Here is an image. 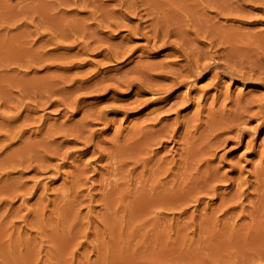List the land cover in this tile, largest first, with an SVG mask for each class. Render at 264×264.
<instances>
[{"label": "rangeland", "instance_id": "374dc122", "mask_svg": "<svg viewBox=\"0 0 264 264\" xmlns=\"http://www.w3.org/2000/svg\"><path fill=\"white\" fill-rule=\"evenodd\" d=\"M44 1H47L44 2L45 10L39 9L43 14H38L40 12L36 10L32 16L29 14L31 17L21 15L22 17L9 20L8 25L0 22L1 33L5 36L0 34V43L4 48H8L13 39L17 41L12 43L15 46L21 44L23 45L21 48H24L25 44L24 49L17 46L19 49L15 50L19 53L10 54L11 56L8 52L0 54V56L4 55L3 58L0 57V67L2 66L0 68V261L8 263L10 259L9 264H264V172H262L264 169H261L264 168V108L260 111L256 106L258 102L264 104V85L242 80L229 73L247 75L251 72L252 75L253 73L258 75L259 72H264L262 69L264 67L261 66L264 65L262 64L264 63L262 62L264 61L262 58L264 56L262 55L264 52V44H262L264 15L262 14L264 13H261L264 10L261 8L264 7L262 6L264 1L256 0L254 3V0H245V2L237 0L233 3L232 0H224L223 5L224 1L221 0H208L205 1L206 3L203 0L198 2L197 0H106L110 3L108 5L105 0H100V3H105V7L101 5L98 10L110 8V10H102L104 14L110 12L106 14L108 17L103 20L104 23L100 22L101 16L96 13L97 9L91 8L92 5H86L84 11L82 9L84 6L78 3L77 9L74 8L76 5L72 0V2ZM58 1L61 3L59 4ZM215 1L222 3L219 7L221 10H218L219 3L213 5L216 4ZM55 2L58 3L56 6ZM196 2L201 3L199 7ZM223 7H226L224 11ZM112 8L117 12H113ZM235 10L243 14H239L240 12L236 14ZM49 12L50 15L47 14ZM222 12L225 14L223 15ZM73 13L76 15L73 16ZM89 13H93L92 17L88 16ZM111 13L114 16L113 14L109 16ZM84 17L88 18L83 19ZM21 19L24 25L20 23ZM42 19L47 22H43ZM79 21L82 25L84 22L86 25L89 22L90 29L96 28L94 30L96 37L98 32L101 34L99 39L95 37L88 39L92 40L93 45L84 48L86 51L79 49L82 44L79 41L83 37L77 35V38H80L77 39L75 35H71L76 41L70 36L65 37L69 32L65 29L68 27L67 29L70 30L69 27L72 28L73 22L75 24ZM112 22L118 25L112 27L114 26L111 25ZM53 23L56 25L54 26ZM98 24L101 27L99 29ZM22 25L26 26L25 29ZM57 25H59L58 29ZM137 25L138 29H136ZM115 28L117 31L114 30ZM155 28L161 31L157 43H161L162 40L174 43L176 40L175 43L181 52L189 53L188 59L191 58L193 61L199 56L200 62L203 61L202 64L208 65L210 69L214 68L215 63L217 74L213 75V71L204 76L190 77L184 86L175 87L162 94L158 93L157 96L147 89L140 90L137 86L128 89L124 81L130 82L140 78L134 72L135 69H132L136 68V64L151 63L158 66L163 63L169 65L173 61L174 64L172 63L171 67L169 65L170 68L177 67V62L184 64L183 57L182 59L179 57L178 60L176 56L168 54L169 48L156 50L143 48L145 46L143 36H151L150 42L156 40L152 38ZM24 30L27 32L26 36ZM62 30H65V34ZM104 30L108 32L105 33ZM163 30L170 34V36L166 35V39L162 36ZM35 31L36 34L33 33ZM58 31L62 35L60 32L58 34ZM176 31H182L183 38L180 32ZM20 33L23 37H20ZM14 34H19L20 39L15 40ZM227 34L228 40H226ZM175 35L177 38L174 37ZM221 35L227 37L223 38ZM7 36L8 38L10 36V39L6 38ZM247 36L252 37L247 40ZM21 38L24 41L26 39V42ZM1 39H4L3 43ZM182 39H187V43L184 40L182 42ZM256 40L260 42V47ZM50 41H55L57 45L52 46L54 42ZM56 41L63 43L59 44ZM97 42L101 46L99 49L96 48ZM242 42L244 45L240 47ZM112 44H116V47ZM29 45L32 50H36L31 53ZM59 45H62L63 49ZM228 45L230 47L237 45V48H230ZM64 46L71 48H67L66 51ZM108 47L109 49H105ZM245 47H249V50L244 51ZM145 48L148 50L145 51ZM195 48L200 51L199 55L194 54ZM256 49H260V52L257 50L255 53ZM98 51L103 53H100L101 55L106 53L112 55L115 51L114 53H119L120 61H107ZM25 52L27 55H24ZM239 53L244 57L241 58L242 55L239 56ZM72 54L74 55L69 57ZM228 54L232 55L228 56ZM257 54H261L262 61L258 60L260 56L255 57ZM6 55L9 59L5 57ZM204 55L207 57L204 58ZM228 57L230 59L225 61ZM231 57L233 59L235 57L234 60L232 59L233 62L230 61ZM239 57L241 60L238 62ZM223 58L225 62H220ZM10 59L11 61H8ZM251 60H254L255 64ZM200 62L198 63L201 64ZM224 64L229 65L230 68L225 67ZM254 65L259 68H253ZM218 67H221V71ZM254 69L260 71L255 74ZM160 70L163 69L160 67L158 70L156 67L154 72L151 71L154 78L156 76L154 74L158 75ZM102 76L105 79L103 81H101ZM123 77L125 79L122 80ZM77 80L80 84H76ZM80 80L85 81L84 85ZM141 80L153 84L147 79ZM117 82L123 84L119 85ZM162 82L168 84L169 81ZM97 83L104 84V87L96 86ZM78 84L82 85L81 90L79 86L77 87ZM113 85L115 86L113 89L104 91L106 86ZM180 96L187 99L185 104L181 103L182 97L178 100ZM246 99L254 100L256 107L252 106L248 111L249 114L239 120V122L245 120V124L241 123L240 126L245 129L240 136L235 134V131L228 132L227 129H223L222 133L220 130V134L219 130L212 127L214 118L219 117L220 111H222L220 117L226 111L233 112V105L236 106L238 102L243 103ZM169 108L172 110L170 111ZM255 111H258V114ZM250 114L252 117L250 116L249 119L247 117ZM201 124L204 126L202 127ZM198 126L201 127L200 132L203 135L197 131ZM206 126L210 128L207 129ZM161 127L164 128V132ZM213 130L220 135L218 136L220 143L212 140L214 137L211 135H216ZM166 131L169 138H166L168 137ZM204 132L211 137V141H204L209 139ZM209 132L212 134L210 135ZM171 133L174 136L169 135ZM196 135L199 137L196 138ZM161 138L162 141H158ZM164 138L167 140H163ZM133 139H136V142ZM128 140L129 144H127ZM152 140L155 143H152ZM192 140L196 143L194 144ZM187 141L190 143L187 144ZM125 142L129 149L123 145ZM150 142L148 146L147 143ZM198 142H201L200 146ZM209 142L213 145L211 146ZM138 143L140 147L136 150L135 146H138ZM196 145L198 147L203 145L201 147L203 149L196 148ZM124 146L128 151L124 152L126 150ZM185 146L187 150L189 149L188 152H184ZM120 147L124 150H119ZM187 153L189 155H184ZM118 156L120 159L124 157L123 164ZM113 157L118 161L113 160ZM184 157L186 159L184 162H188V165L182 161ZM189 157L195 159L187 161ZM198 157L205 158V161ZM138 158L146 164L138 161ZM199 165L208 168H200ZM200 169L214 173L209 172L208 175L203 171L202 174L203 172L199 173ZM202 175L206 177L203 179ZM214 175L219 177L215 178ZM204 180H206L205 184H203ZM6 254L8 257L1 256Z\"/></svg>", "mask_w": 264, "mask_h": 264}, {"label": "bare ground", "instance_id": "6f19581e", "mask_svg": "<svg viewBox=\"0 0 264 264\" xmlns=\"http://www.w3.org/2000/svg\"><path fill=\"white\" fill-rule=\"evenodd\" d=\"M50 1H51V0H50ZM50 1H49V2H50ZM52 1H53V0H52ZM60 1H61V0H60ZM60 1H58V3H59ZM62 1L64 2V0H62ZM62 1H61V2H62ZM70 1H71V0H70ZM70 1H69V3H70ZM72 1H73V3L76 5V7H74V8H76V9H77V6H78L77 3H78L79 5L81 4L82 6H84L83 8L81 7L83 10L85 9L86 5H88V6L92 5L91 8H95V9H97V11L95 10L96 13L98 12V13H99V16H101V18H100V19H101V20H100L101 23H102L103 20L105 21L106 17H108L106 14H108L109 11H108V12H105V14H104L103 11H102V10H105V9H108V8H105V9H102V10H98L99 8H101V5L104 6V4H105V3H103V4L100 3L102 0H101V1H100V0H72ZM72 1H71V2H72ZM105 1H106V0H105ZM116 1H117V0H116ZM193 1H196V0H193ZM203 1H204V3L208 2V0H203ZM203 1H202V3H203ZM205 1H206V2H205ZM216 1H218V0H216ZM216 1H215V3H216ZM221 1H224V0H221ZM225 1H226V0H225ZM225 1L222 2L223 5L225 4ZM235 1L237 2V0H234V1L232 0L233 3H234ZM238 1H239V0H238ZM252 1H253V0H252ZM255 1H256V0H254V3H256ZM262 1H264V0H262ZM44 2H47V1H44V0H0V22H1V23H4V24H7V22H8L9 20L12 21V20L15 19L16 17H18V16L20 17L21 15H23V16H24V15H25V16L28 15V16H29V14H31V16H32V14H35V13H36V10H38V12H40V13H38V14H41L42 12L39 11V9H40V10H45V4H44ZM61 2H60V3H61ZM96 2H97V3H96ZM98 2H99V3H98ZM106 2H108V1H106ZM118 2H119V1H118ZM197 2H198V0H197ZM197 2H196V4H197ZM240 2L243 3V2H245V0H243V2H242V1H240ZM240 2H239V3H240ZM259 2H260V0H259ZM56 3H57V2H55V4H54L55 6H56ZM58 3H57V4H58ZM60 3H59V4H60ZM108 3H109V2H108ZM114 3H115V2H114ZM218 3L220 4V6H218V8H219V7L222 6V5H221L222 3H221L220 1L217 2L216 4H213V2H212L213 5H217ZM229 3H230V2H229ZM257 3H258V2H257ZM119 4H121V3H119ZM200 4H201V3L197 4V6L199 7ZM209 4H210V3H209ZM226 4H227V3H226ZM251 4H253V3H251ZM259 4H261V3H259ZM259 4H258V5H259ZM43 5H44V9H42V8H43ZM46 5H47V4H46ZM63 5H65V3H64ZM66 5H67V4H66ZM108 5H110V3H109ZM246 5H247V3L245 4V6H246ZM255 5H256V4H255ZM258 5H257V6H258ZM48 6H49V5H48ZM48 6H47V7H48ZM59 6H62V5H59ZM67 6H69V5H67ZM88 6H87V7H88ZM103 6H102V7H103ZM202 6H203V5H202ZM211 6H212V5H211ZM211 6H210V7H211ZM248 6H249V5H248ZM259 6H260V5H259ZM262 6H264V4H262ZM63 7H64V6H63ZM104 7H105V6H104ZM104 7H103V8H104ZM106 7H108V6H106ZM109 7H111V6H109ZM113 7H114V6H113ZM212 7H213V6H212ZM234 7H235V6H234ZM238 7H239V6H238ZM238 7H237V8H238ZM240 7H241V6H240ZM250 7H252V5H251ZM253 7H254V5H253ZM255 7H256V6H255ZM51 8H52V7H51ZM53 8H54V6H53ZM53 8H52V9H53ZM78 8H79V7H78ZM81 8H80V10H82ZM91 8H89V9H90V11L92 12ZM133 8H134V7H133ZM213 8H217V7L214 6ZM225 8H226V7H223V8H222L223 11L225 10ZM228 8H229V7H228ZM228 8H227V13H228ZM241 8H242V7H241ZM261 8H264V7H261ZM48 9H49V8H48ZM89 9H88V10H89ZM112 9H113V8H112ZM117 9H118V8H117ZM197 9H198V8H197ZM232 9L234 10V8H232ZM256 9H257V8H256ZM258 9H260V8H258ZM83 10H82V11H83ZM93 10H94V9H93ZM108 10H110V8H109ZM115 10H116V8H115ZM191 10H192V9H191ZM198 10L201 11L202 9H198ZM211 10H212V9H211ZM215 10H216V9H215ZM218 10H221V9L219 8ZM233 10H232V11H233ZM243 10H245L244 6H243ZM50 11H51V10H50ZM53 11H54V10H53ZM62 11H64V9H63ZM74 11H75V9H74ZM82 11H81V12H82ZM84 11H85V10H84ZM95 11H93L94 14H95ZM112 11H113V12H117V11H114V9H113ZM193 11H194V10H193ZM230 11H231V10H230ZM232 11H231V12H232ZM235 11H236V12H235ZM235 11H234V12H235L236 14H237L238 12H240V11H238V10H235ZM241 11H242V10H241ZM43 12H46V11H43ZM47 12H48V11H47ZM59 12H61V11L59 10ZM145 12H146V11H145ZM190 12H192V11H190ZM231 12H230V13H231ZM242 12H243V11H242ZM246 12H247V11H246ZM259 12H260V11H259ZM50 13H51V12H49V13H47V14L50 15ZM53 13H54V12H53ZM62 13H64V12H62ZM75 13H76V11H75ZM77 13H78V12H77ZM79 13H80V12H79ZM109 13H110V12H109ZM147 13H148V12H147ZM215 13H217V11H216ZM220 13H221V12H220ZM220 13H219V14H220ZM222 13H223V12H222ZM261 13H264V10H262ZM42 14H43V13H42ZM47 14H46V15H47ZM57 14H58V13H57ZM64 14H65V13H64ZM112 14H113V13L109 14V16L112 15ZM219 14H217V15H219ZM224 14H225V12L223 13V15H224ZM228 14H229V13H228ZM228 14H226V15L228 16ZM236 14H235V15H236ZM239 14H243V13L240 12ZM75 15H76V14H75ZM75 15H74V13H73V16H75ZM92 15H93V13H91V14L89 13L88 16H89V17H92ZM97 15H98V14H97ZM115 15L117 16V14H115ZM150 15H151V14H150ZM193 15H194V12H193ZM215 15H216V14H215ZM221 15H222V14H221ZM231 15H232V14H231ZM244 15H245V14H244ZM246 15H247V14H246ZM248 15H249V14H248ZM262 15H264V14H262ZM31 16H29V17H31ZM41 16H43V15H41ZM65 16H66V14H65ZM73 16H72V17H73ZM113 16H114V14H113ZM238 16H239V15H238ZM238 16H237V17H238ZM240 16H241V15H240ZM21 17H22V16H21ZM54 17H55V16H54ZM60 17H61V16H60ZM62 17H63V16H62ZM81 17H82V16H81ZM117 17H118V16H117ZM154 17H155V16H154ZM224 17H225V16H224ZM241 17H242V16H241ZM85 18H86V17H84L83 19H85ZM87 18H88V17H87ZM87 18H86V19H87ZM97 18H98V16H97ZM112 18H113V17H112ZM118 18H120V16H119ZM152 18H153V17L151 16V19H152ZM156 18H157V17H156ZM16 19H17V18H16ZM24 19H25V18H24ZM47 19H48V18H46V20H47ZM50 19H51V18H50ZM80 19H81V18H80ZM90 19H92V18H90ZM90 19H89V20H90ZM94 19H95V18L93 17L92 20H94ZM115 19H116V18H115ZM121 19H122V17H121ZM148 19H149V18H148ZM158 19H159V18H158ZM163 19H164V18H163ZM197 19H198V18H197ZM227 19H228V18H227ZM21 20H22V19H21ZM21 20H20V21H21ZM25 20H26V19H25ZM78 20H79V17H78ZM78 20H77V21H78ZM160 20H161V18H160ZM166 20H167V19H166ZM166 20H165V21H166ZM18 21H19V20H18ZM31 21H32V20H31ZM42 21H43V19H42ZM75 21H76V20H75ZM83 21H84V20H82V22H83ZM95 21H97V20H95ZM104 21H103V23H104ZM106 21H108V20H106ZM109 21H111V18H109ZM151 21H152V20H151ZM153 21H154V19H153ZM9 22H10V21H9ZM34 22H35V21H34ZM43 22H47V21H43ZM65 22H66V20H65ZM82 22H81V23H82ZM97 22H98V21H97ZM97 22H90V23H91V24H92V23L97 24ZM154 22H155V21H154ZM158 22H159V20H158ZM160 22H161V21H160ZM166 22H167V21H166ZM203 22H204V21H203ZM14 23H15V22H14ZM20 23L23 24V20H22V22H20ZM32 23H33V22H32ZM48 23H49V22H48ZM48 23H46V24H48ZM56 23H57V22H56ZM60 23H61V21H60ZM62 23L64 24V22H62ZM62 23H61V24H62ZM66 23L68 24V22H66ZM88 23H89V22H87V25H86V23L84 22V25H82V24H80V21L77 22V23H75V24H74V22H73V26H72V28H71V26L69 27L70 30L67 29L68 27L65 29L66 32L69 31L68 34H65V30H62V31H64L65 37L70 36V38H71V35H72V36L75 35L76 38H77V35H79L78 37H81V38L83 37L82 40L79 41V43H80V44L82 43V44L80 45V44L78 43V45H80V47H81V48H79V49H81V50H84V48L87 49V47H89L90 45H91V46L93 45V42H92V44H91V41H92V40L89 41L88 39H93V37L99 39L98 37H99V34H100V33L98 32V33H97V34H98V35H97L98 37H96V33H95V31H94L96 28H95V29H90V28L88 27V26H89ZM115 23H116V21L114 22V24H115ZM151 23H152V22H151ZM155 23H156V22H155ZM201 23H202V22H201ZM28 24H29V23H27V25H28ZM35 24H36V23H35ZM53 24H54V26L56 25L55 23H53ZM53 24H52V25H53ZM67 24H65V25H67ZM94 24H93V25H94ZM99 24H100V23H99ZM99 24H98V25H99ZM106 24H108V23H106ZM109 24H110V22H109ZM112 24H113V22L111 23V25H112ZM114 24H113V25H114ZM161 24H162V23H161ZM161 24L159 23V25H161ZM202 24H203V23H202ZM202 24H201V25H202ZM7 25H8V24H7ZM23 25H24V24H23ZM23 25H22V27H24V29H25L26 26H23ZM69 25H70V24H69ZM69 25H67V26H69ZM71 25H72V24H71ZM104 25H105V24H104ZM111 25H110V26H111ZM117 25H118V24H117ZM117 25H114V26H112V27H116ZM119 25H120V24H119ZM123 25H124V24H123ZM123 25H122V26H123ZM147 25H148V24H147ZM147 25H146V26H147ZM153 25H154V24H153ZM205 25H206V23H205ZM209 25H210V24H208V26H209ZM15 26H19V25H15ZM31 26H32V24H31ZM34 26H35V25H34ZM47 26H48V25H47ZM58 26H59V25L56 26L57 29L59 28ZM102 26H103V25H102ZM162 26H163V25H162ZM171 26H172V25H171ZM173 26H174V25H173ZM212 26H213V25H212ZM20 27H21V26H20ZM28 27H30V26H28ZM56 27H55V30H57ZM60 27H61V26H60ZM63 27H65V26H63ZM99 27H100V25L98 26V29H99ZM118 27H119V26H118ZM158 27H159V26H158ZM165 27H166V26H165ZM168 27H169V26H168ZM203 27H204V25H203ZM206 27H207V25H206ZM2 28H3V25H2ZM35 28H36V27H35ZM35 28H33V29H35ZM51 28H52V27H51ZM100 28H101V27H100ZM151 28H154V27H151ZM175 28H176V27H175ZM177 28H178V27H177ZM197 28H198V27H197ZM201 28H202V27H201ZM210 28H211V27H209V29H210ZM213 28H214V27H213ZM5 29H6V27H5ZM10 29H11V28H10ZM14 29H15V28H14ZM16 29H18V28H16ZM16 29H15V30H16ZM22 29H23V28H22ZM136 29H138V25H137V28H136ZM161 29H163V27H162ZM164 29H165V28H164ZM168 29H169V28H168ZM168 29H167V30H168ZM178 29H179V28H178ZM181 29H182V28H181ZM198 29H199V28H198ZM202 29H203V28H202ZM205 29H206V28H205ZM209 29H208V30H209ZM231 29H232V28H231ZM7 30H8V29H7ZM26 30H27V28H26ZM35 30H36V29H35ZM52 30H54V29H52ZM108 30H109V29H108ZM108 30H106V32H108ZM114 30L117 31L116 28H115ZM114 30H113V31H114ZM150 30H152V29H150ZM184 30H186V29H184ZM229 30H230V29H229ZM20 31H21V30H20ZM22 31H23V30H22ZM24 31H25V30H24ZM31 31H34V30H31ZM60 31H61V30H60ZM60 31H58V34H59ZM97 31H100V30H97ZM109 31H111V30H109ZM113 31H112V32H113ZM135 31H136V30H135ZM159 31H160V30H158V29L155 28V29H153V33H154L153 35H152V32H151V35L153 36L152 38H156V40L154 39V41H152V42H150V41L152 40V39H151V36H150V37H148L147 35H146V36H143V34H147V33H143V34H142V36L144 37V40H145V42H144L145 46L142 45L143 48H144V47H149L148 49H151V50L164 49V48L166 49V48H169V49H170V50H169L170 53H168V54H169L170 56H176V57L178 58V60H180V58L183 57V59H185V60H184V64H183V62H182V65H181V64H178V62H177V63H176V64H177V67H175V68H173V66H172V68H170V67H171V64L173 63V61H171L172 63L169 64L170 67H169L168 64H167L168 66L165 65L166 63H165V64L163 63V65L159 64L158 66H156L157 64L154 65V64H151V63H150L151 65H150L149 63H148L149 65H147V64L145 65V63H144V65H137V64H136V66L134 65L136 68H132V69H133V70L135 69L134 72L137 73V74L140 76V78H138V79H136V80H132V81H130V82H129V81H128V82H125V81H124L123 83H124V85H125L128 89H130V88H132V87H134V86H135V87L137 86L140 90H141V89H145V90L147 89V90L151 91V93H155V95H156V94L158 95V93H161V94H162V92L164 93V92L170 91V89L172 90V89L175 88V87H181V86H184V85L188 82L187 80H189L190 77H191V78H192V77H195V78H196V76H202V75L204 76V75L208 74L209 72H213V71H214V72H213V75H216V74H217V72L215 71L216 68H217V67H215V63H214V68L210 69L208 65H204V64H202L203 61L200 62V59H201V58H199V56H196L197 58H199V60H198L197 58H196L195 60L193 59V61L191 60V58L188 59V58H189V57H188V54H189V53H187L186 51H185V53H187V54H185L184 51L181 52V50L179 49V47H178L177 44L175 43L176 40L174 41V43H173V42H168L167 40H162L161 43H157V42H156V41H157V38H158L159 34H161V31H160V32H159ZM163 31H164V30H163ZM168 31H169V30H168ZM168 31L166 32V30H165V31L162 33V34H163L162 36H163L164 38L166 37V35H169V36H170V34H168V33H169ZM194 31H196V30H194ZM1 32H2V30H1V28H0V34H2ZM7 32H8V31H7ZM18 32H19V31H18ZM18 32H17V33H18ZM50 32H51V31H50ZM53 32H54V31H53ZM104 32H105V30H104ZM104 32H102V34H103ZM106 32H105V33H106ZM114 32H115V31H114ZM114 32H113V33H114ZM149 32H150V31H149ZM174 32H175V31H174ZM176 32L179 33L180 31H179V32L176 31ZM192 32H193V31H192ZM204 32H205V31H204ZM210 32H211V29H210ZM210 32H208V34H209ZM212 32H213V30H212ZM215 32H216V31H215ZM24 33H25L24 36H26V33H27V32L25 31ZM33 33L36 34V31L33 32ZM48 33H49V32H48ZM109 33H110V35H111V32H109ZM113 33H112V34H113ZM170 33H171V32H170ZM172 33H173V32H172ZM181 33H182V31L180 32V34H181ZM199 33H200V31H199ZM222 33H223V32H222ZM227 33H228V32H227ZM6 34H7V33H5V35H6ZM29 34H30V32H29ZM46 34H47V33H46ZM173 34H174V33H173ZM180 34H178V37H180V36H179ZM184 34H185V32H184ZM186 34H187V33H186ZM186 34H185V35H186ZM205 34H206V33H205ZM212 34H213V33H212ZM220 34H221V33H220ZM228 34H229V33H228ZM228 34H227V35H228ZM235 34H236V33H234V35H235ZM243 34H244V33H243ZM252 34H253V33H252ZM255 34H256V33H255ZM2 35H3V34H2ZM7 35H8V34H7ZM14 35H15V37H16L15 40H18V39H20V37H21L23 34L21 35V33H20V37L18 36L19 34H17V35L14 34ZM14 35H11V37H13ZM27 35H28V34H27ZM50 35H51V33H50ZM53 35H54V33H53ZM56 35H57V32H56ZM60 35H62L61 32H60ZM80 35H81V36H80ZM94 35H95V36H94ZM106 35H108V34H106ZM110 35H109V37H110ZM140 35H141V33H140ZM176 35H177V34H176ZM176 35H175L174 37H176ZM181 35H182L181 38H183V34H181ZM185 35H184V36H185ZM199 35H200V34H199ZM222 35H224V33H223ZM222 35H221V36H222ZM225 35H226V33H225ZM232 35H233V34H232ZM234 35H233V36H234ZM246 35H248V34H246ZM249 35H250V34H249ZM257 35H258V34H257ZM262 35H264V34H262ZM3 36H4V35H3ZM44 36H45V35H44ZM103 36H104V35H103ZM160 36H161V35H160ZM169 36H168V37H169ZM207 36H208V35H207ZM209 36H210V35H209ZM214 36H215V35H214ZM216 36H217V35H216ZM218 36H219V35H218ZM233 36H232V38H233ZM252 36H253V35H252ZM252 36H250V37H252ZM4 37H5V36H4ZM4 37H3V38H4ZM22 37H23V36H22ZM100 37H101V34H100ZM163 37H160V38L162 39ZM171 37H172V36H171ZM186 37H188V36L186 35ZM195 37H196V36H195ZM219 37H220V36H219ZM222 37H223V36H222ZM225 37H227V36H225ZM225 37H223V38H225ZM250 37L247 36V40H248V38L250 39ZM255 37H256V36H255ZM6 38H8V36H7ZM6 38H5V39H6ZM17 38H18V39H17ZM25 38H26V37H25ZM29 38H30V37H29ZM50 38L52 39V35H51ZM50 38H49V39H50ZM60 38H62V37H60ZM72 38H73V40L76 39V38L74 39V37H72ZM72 38H71V39H72ZM105 38H106V36H105ZM176 38H177V37H176ZM184 38H185V37H184ZM196 38H197V37H196ZM223 38H222V39H223ZM256 38H258V37H256ZM256 38H255V39H256ZM262 38H264V37H262ZM262 38L260 37V39H262ZM8 39H10V36H9ZM26 39H27V38H26ZM26 39H25V41H24V40L21 38V40H23V42H26ZM30 39H31V38H30ZM53 39H54V38H53ZM65 39H68V38H65ZM77 39H80V38H77ZM102 39H104V37H103ZM150 39H151V40H150ZM165 39H166V38H165ZM193 39H194V38H193ZM207 39H208V38H207ZM215 39H217V38H215ZM219 39H220V38H219ZM228 39H229V35H228V38H227L226 40H228ZM234 39H236V38H234ZM251 39H252V38H251ZM1 40H2V39H1ZM3 40H4V39H3ZM3 40L1 41L2 43H3ZM13 40H14V39H13ZM13 40L11 41V43H10V41H9L10 46H12V47L9 46L8 48H7V47L4 48V46L0 43V54H1V53H5V52H8L9 55H10V54H16V53L18 52V51L15 50L16 48H18L19 46H20V49H24V48H25V44H24V48H21V47L23 46V45H21V44H20V45L17 44L16 46L13 45L12 43H14V42L16 43V42H17V41H13ZM28 40H29V39H28ZM57 40H58V39H57ZM100 40H101V39H100ZM106 40H107V39H106ZM180 40H181V39H180ZM183 40L186 42L187 39H186V40H185V39H182V42H183ZM223 40H224V39H223ZM223 40H222V41H223ZM247 40H246V41H247ZM6 41H7V40H6ZM75 41H76V40H75ZM95 41H99V40H95ZM104 41H105V39H104ZM208 41H209V40H208ZM218 41H220V40H218ZM222 41H221V42H222ZM261 41H262V40H261ZM19 42H20V41H19ZM50 42H51V41H50ZM50 42H49V43H50ZM53 42H54V43H53ZM53 42H51V43H53L52 46H53L54 44H56L55 41H53ZM56 42H57V41H56ZM99 42H100V41H99ZM106 42H108V41H106ZM159 42H160V41H159ZM190 42H191V41H190ZM192 42H193V41H192ZM230 42H231V41H230ZM232 42L234 43V41H232ZM232 42H231V43H232ZM237 42H238V41H236V43H237ZM247 42H248V41H247ZM249 42H250V40H249ZM253 42H254V41H253ZM256 42H257V40H256ZM6 43H8V42H6ZM21 43H22V42H21ZM29 43H30V41H29ZM34 43H36V41H35ZM43 43L45 44V42H43ZM43 43H42V44H43ZM46 43H48V41H47ZM57 43H59V42H57ZM60 43H63V42H60ZM60 43H59V44H60ZM64 43H65V42H64ZM67 43H68V42H67ZM74 43H75V42H74ZM104 43H105V42H104ZM186 43H187V42H186ZM210 43H211V42H210ZM223 43H225V42H223ZM226 43H228V41H227ZM226 43H225V44H226ZM259 43H260V42H259ZM259 43L257 42V44H259ZM261 43H262V42H261ZM26 44H27V43H26ZM97 44H98V42H97ZM101 44H102V40H101L100 45H101ZM179 44H180V43H179ZM182 44H183V43H182ZM184 44H185V43H184ZM188 44H189V42H188ZM239 44H240V43H239ZM241 44H242L241 46H240V45H238V46L243 47V45H244L243 42H242ZM246 44H248V43H246ZM249 44H250V43H249ZM252 44H253V43H252ZM254 44H256V43H254ZM254 44H253V45H254ZM262 44H264V43H262ZM4 45H5V44H4ZM6 45H7V44H6ZM6 45H5V46H6ZM8 45H9V44H8ZM56 45H57V44H56ZM56 45H55V46H56ZM62 45H64V44H62ZM62 45H61V46H62ZM65 45H71V44H65ZM95 45H96V44H95ZM100 45L98 44V46H96V48H97V49L101 48ZM112 45H114V44H112ZM115 45H116V44H115ZM115 45H114V46H115ZM230 45H231V44H230ZM230 45H228V46L230 47ZM260 45H261V44H259V47H260ZM17 46H18V47H17ZM40 46H41V45H40ZM59 46H60V45H59ZM61 46H60V47H61ZM72 46H73V45H72ZM74 46H75V48H76L77 45L75 44ZM117 46H118V45H117ZM142 46H141V47H142ZM179 46H180V45H179ZM228 46H227V47H228ZM236 46H237V45H235V46L233 45V46H231V47H235V48H237ZM250 46H252V45H250ZM28 47H30V45H29ZM56 47H58V46H56ZM109 47H111V46H109ZM109 47H108V48H105V49H109ZM115 47H116V46H115ZM124 47H125V46H124ZM141 47H140V48H141ZM184 47H185V46H184ZM231 47H230V48H231ZM246 47H247V45H246ZM246 47H245V49H243L244 51H245L246 49L249 50V49H248L249 47H248V48H246ZM253 47H254V46H253ZM26 48H27V47H26ZM30 48H31V47H30ZM30 48H29V51H31V53H32V51L36 50V49L32 50V48H31V50H30ZM54 48H55V47H53V50H54ZM67 48L70 49L71 47H70V48L67 47ZM67 48L64 46V49H65V50H66ZM113 48H114V47H113ZM180 48H181V47H180ZM230 48H229V49H230ZM235 48H234V49H235ZM254 48H256V46H255ZM5 49H7V50H5ZM18 49H19V48H18ZM59 49H60V48H59ZM59 49H58V50H59ZM61 49H63V47H61ZM77 49H78V48H77ZM121 49H122V48H121ZM125 49H126V48H125ZM127 49H128V48H127ZM148 49L145 48V51L148 50ZM229 49H228V51H229ZM240 49H241V48H240ZM4 50H5V51H4ZM27 50H28V49H27ZM56 50H57V48H56ZM65 50H64V51H65ZM101 50L103 51V49H101ZM114 50L116 51V49H114ZM118 50H119V49H118ZM182 50H183V49H182ZM195 50H196V51H195ZM195 50H194V51H195L194 54H195V55H196V54L199 55V52H200V51H197L196 48H195ZM198 50H199V49H198ZM230 50H231V49H230ZM232 50H233V48H232ZM235 50H236V49H235ZM241 50H242V49H241ZM241 50H240V51H241ZM247 50H246V51H247ZM257 50H258V49L255 50V51H256L255 53H257ZM259 50H260V49H259ZM259 50H258V51H259ZM19 51H20V50H19ZM25 51H26V49H25ZM29 51H28V53H29ZM66 51H67V50H66ZM66 51H65V52H66ZM68 51H71V50H68ZM77 51H80V50H77ZM77 51H76V52H77ZM84 51H86V50H84ZM88 51H89V49H88ZM93 51H95V50L93 49ZM99 51H100V50H99ZM99 51H98V52H99ZM115 51H114V52H115ZM125 51H126V50H125ZM145 51H144V52H145ZM191 51H192V50H191ZM201 51L204 52V50H201ZM223 51H224V50H223ZM233 51H234V50H233ZM236 51H238V49H237ZM20 52H22V51H20ZM26 52H27V51H26ZM26 52L24 53V55H27ZM81 52H82V51H81ZM90 52H91V51H90ZM95 52H97V50H96ZM114 52H113L112 55H109V54L106 53V52H105V53H106L105 55H101L100 53H102V52H99V55H101L104 59H107V61H108V60L113 61V62H117L118 60L120 61V59H118V58H119V57H118V54H119V53L117 54V53H114ZM207 52H208V51H207ZM207 52H206V53H207ZM230 52H231V51H230ZM248 52H249V51H248ZM248 52H245V53H248ZM259 52H260V51H259ZM261 52H262V51H261ZM18 53H19V52H18ZM31 53H29V54H31ZM67 53H68V52H67ZM83 53H84V52H83ZM91 53H92V52H91ZM109 53H110V52H109ZM226 53H228V52H226ZM237 53H238V52H237ZM240 53H241V52H240ZM240 53H239V56L242 55V54H240ZM250 53H251V52H250ZM250 53H249V54H250ZM65 54H66V53H65ZM95 54H96V53H95ZM102 54H103V53H102ZM126 54H127V53H126ZM251 54H252V53H251ZM20 55H21V53H20ZM35 55H36V54H35ZM73 55H74V54L70 55L69 57H71V56H73ZM78 55H79V53H78ZM80 55H81V54H80ZM99 55H97V56H99ZM191 55H192V53H191ZM224 55H225V54H224ZM229 55H230V54H228V56H229ZM231 55H232V54H231ZM231 55H230V56H231ZM234 55H235V54H234ZM236 55H237V54H236ZM245 55L248 56V54H245ZM252 55H253V54H252ZM255 55H256V54H255ZM262 55H264V52H262ZM2 56H4V55L2 54ZM2 56H0V57H2ZM10 56H11V55H10ZM15 56H16V55H15ZM17 56H18V55H17ZM66 56H67V55H66ZM123 56H124V55H123ZM200 56L202 57L203 55H200ZM204 56H205V55H204ZM209 56H210V55H209ZM226 56H227V54H226ZM237 56H238V55H237ZM247 56H245V57H247ZM258 56H260V59H261V60L258 59L259 62L262 61V58H264V56H262V58H261V54H257V56H255V57H258ZM5 57L9 59V57H7V55H6ZM20 57H23V56H20ZM20 57H18V58H20ZM34 57H36V56H34ZM69 57H68V58H69ZM179 57H180V58H179ZM193 57H194V56H193ZM206 57H207V55H206L204 58H206ZM242 57H244V55H242L241 58H242ZM248 57H249V56H248ZM2 58H3V57H2ZM15 58H16V57H15ZM15 58H14V59H15ZM25 58H27V57L25 56ZM31 58H32V57L30 56V59H31ZM173 58H174V57H173ZM211 58H212V57H211ZM239 58H240V57H239ZM239 58H238V62H239V60H241V58H240V59H239ZM258 58H259V57H258ZM71 59H72V58H71ZM101 59H102V58H101ZM181 59H182V58H181ZM225 59H226V58H225ZM229 59H230V57H228V59H226L225 61H227V60H229ZM232 59H233V57H231V60H230V61H232ZM234 59H235V57H234ZM234 59H233V60H234ZM250 59H252V58H250ZM253 59H254V58H253ZM16 60H17V58H16ZM16 60H15V63H16ZM18 60H19V59H18ZM32 60H34V58H33ZM32 60H31V61H32ZM72 60H73V59H72ZM176 60H177V59H176ZM255 60H256V62L258 61L257 58H255ZM4 61H5V60H4ZM6 61H7V60H6ZM8 61H11V59L8 60ZM22 61H23V59H22ZM22 61H21V62H22ZM35 61H36V59H35ZM121 61H122V60H121ZM223 61H224V58H223V60H221L220 62H223ZM225 61H224V62H225ZM236 61H237V60H235V62H236ZM245 61H246V60H245ZM247 61H248V60H247ZM249 61H250V60H249ZM253 61H254V60H253ZM253 61L251 60V62H252L253 64H255V62H253ZM17 62H18V61H17ZM102 62H103V61H102ZM113 62H112V63H113ZM135 62H136V61H135ZM135 62H134V64H135ZM138 62H139V61H138ZM138 62H137V63H138ZM198 62H200L201 64H199ZM232 62H233V61H232ZM259 62H258V63H259ZM262 62H264V61H262ZM11 63H12V62H11ZM13 63H14V60H13ZM31 63H32V62H31ZM33 63H34V62H33ZM35 63H36V62H35ZM70 63H71V61H70ZM105 63H106V61H105ZM110 63H111V62H110ZM110 63H109V64H110ZM142 63H143V62H142ZM146 63H147V62H146ZM169 63H170V62H169ZM179 63H180V62H179ZM242 63H244V62H242ZM242 63H240V64H242ZM246 63L248 64V66H250L248 62H246ZM258 63H257V65H259ZM115 64H116V63H115ZM139 64H140V63H139ZM173 64H174V63H173ZM176 64H175V65H176ZM206 64H208V63H206ZM225 64H226V63H225ZM225 64H224V66H225ZM228 64H229V63H228ZM244 64H245V63H244ZM247 64H246V65H247ZM262 64H264V63H262ZM0 65H1V64H0ZM175 65H174V66H175ZM218 65H219V63L217 64V66H218ZM260 65H261V64H260ZM260 65H259V66H260ZM233 66H234V65H233ZM259 66L256 67V66L254 65L253 68H254V67H255V68H259ZM261 66L264 67V65H261ZM1 67H2V66H1ZM1 67H0V68H1ZM156 67H157L158 70H159L160 67H161L163 70H160V72H159L158 75H157V74H154V75H156L155 78H154L153 75H152V73H151V71L154 72V69L156 70ZM158 67H159V68H158ZM211 67H213V66H211ZM225 67H229V68H230L229 65H227V66H225ZM236 67H237V65H236ZM251 67H252V64H251ZM251 67H250V69H253V68H251ZM262 67H260V69H261ZM218 68H219V70H220L221 67H218ZM247 68H249V67H247ZM129 69H130V68H129ZM129 69H128V71H129ZM132 69H131V70H132ZM226 69H227V68H226ZM262 69H264V68H262ZM262 69H261V71H262ZM131 70H130V71H131ZM227 70H230V69H227ZM234 70H235V69H234ZM254 70H255V69H254ZM257 70H258V69H257ZM220 71H221V70H220ZM230 71H231V70H230ZM246 71H247V70H246ZM249 71H250V70H249ZM259 71H260V70H259ZM259 71H258V72H259ZM134 72L132 73L133 75H134ZM155 72H156V71H155ZM157 72H158V71H157ZM233 72H235V71H233ZM238 72H239V71H238ZM242 72H245V71H242ZM247 72H248V71H247ZM252 72H253V70H252ZM258 72L255 70V74L258 73ZM122 73H123V72H122ZM130 73H131V72H130ZM229 73L232 74L233 76H234V75H235L236 77L238 76V78H240V79H242V80H247V81H249V82H253V83H258V84H262V85H264V72H259L258 75H254V73H253V75H252L251 72H248L247 75H245V74H243V73H240V74H237V73H234V74H233L232 72H229ZM245 73H246V72H245ZM124 74H125V73H124ZM128 74H129V73H128ZM125 75H126V74H125ZM125 75H123V76H125ZM213 75H211V76H213ZM114 76H115V75H114ZM128 76H129V75H128ZM136 76H137V75H136ZM104 77H106V76L104 75ZM115 77H116V76H115ZM118 77H119V76H118ZM125 77H126V76H125ZM125 77H123L122 80L125 79ZM134 77H135V76H134ZM116 78H117V77H116ZM116 78H114V79H116ZM128 78H129V77H127V79H128ZM103 79H104L103 76H102V80H101V77H100V80H101V81H103ZM114 79H113V81H114ZM129 79H130V78H129ZM131 79H132V78H131ZM141 79H147L148 82H149V81H152L153 84H151V83H146V82L144 83L143 80H141ZM104 80H105V79H104ZM108 80H109V77H108ZM118 80H119V79H118ZM163 80H168V81H169L168 84H166L165 82H164V84H162V83H163V82H162ZM75 81H76V80H75ZM85 81H86V79H85ZM85 81L83 80V82H85ZM98 81H99V79H98ZM98 81H97V82H98ZM101 81H100V82H101ZM116 81H117V80H115L114 83H116ZM145 81H146V80H145ZM80 82H82V81L80 80ZM83 82H82V83H83ZM111 82H112V80H111ZM118 82H120V81H118ZM118 82H117V83H118ZM121 82H122V81H121ZM121 82H120V83H121ZM77 83H79L78 80H77L76 84H77ZM104 83H105V82H104ZM109 83H110V82H109ZM109 83H108V84H109ZM120 83H118V84H119V85H122V84H123V83H122V84H120ZM72 84H73V83H72ZM79 84H80V83H79ZM79 84L77 85V87L79 86L78 88L81 90L80 86L82 87V85H79ZM74 85H75V84H74ZM83 85H84V83H83ZM98 85L101 87V86H103L104 84L100 85V83H99V84L97 83L96 86H98ZM109 85H110V84H109ZM111 85H112V84H111ZM124 85H123V86H124ZM91 86H92V84H91ZM94 86H95V84H94ZM116 86H117V85H116ZM73 87L75 88V86H73ZM73 87H72V88H73ZM83 87H84V86H83ZM103 87H104V86H103ZM114 87H115L114 85H113V86H106V87L104 88V91H105V90H109V89L111 90V89H113ZM118 87H119V86H118ZM87 88H88V87H87ZM97 88H98V87H97ZM84 89H85V88H84ZM102 89H103V88H102ZM102 89H101V90H102ZM77 90H78V89H77ZM95 90H96V89H95ZM98 90H100V89H98ZM98 90H97V91H98ZM71 92H72V91H71ZM186 92H188V91H186ZM185 94H187V93H185ZM157 95H156V96H157ZM159 95H160V94H159ZM187 95H188V94H187ZM189 95H190V94H189ZM189 95H188V96H189ZM181 97H182V96H180V99H178V100H181ZM184 97L187 98L185 95H184ZM184 97H182L183 99H182L181 103L184 102V104H185V103L187 102V99H184ZM188 98H189V97H188ZM189 100H190V99H189ZM259 100H260V99H259ZM175 101H176V100H175ZM178 102H179V101H178ZM178 102H177V103H178ZM189 102H190V101H189ZM236 102H237V101H236ZM255 102H256V101H255ZM166 103H167V102H166ZM174 103H176V102H174ZM177 103H176V104H177ZM179 103H180V102H179ZM190 103H191V102H190ZM184 104H183V105H184ZM254 104H255V103H254V100H249V99H248V100L246 99V101H244L243 103L238 102V103L236 104V106H235V104L233 105V106H234V110L232 109L233 112H232V111H231V112L229 111V113H228V111H226L228 114H227L226 112H224V114H222V116L220 117V113H222V111H220V113L218 114L219 117H218V115H217L218 118H214V119H215V122L212 123V122L210 121V122H209L210 124H209V123H208V124H209V126H210V125L212 126V124H213L214 126H212V127H214V129L217 130V131L219 130V131H218L219 133H220V130H222V131H221V133H222V132L224 131L223 129H227L228 132H229V131H233V132L235 131V132H236L235 134H237V135L240 136V135L244 132V130H245L244 128L240 127V126H241V123H244V122H245V120L242 122L243 119L241 120V122H239V120L242 118V116H245V115L247 116V115L249 114L248 111L250 110V108H251L252 106H253V107L258 106V109H259L260 111H261L262 108H264V104H261V103H259V102L256 103V104H258V105H256V106H254ZM137 105H138V104H137ZM170 105H171V103H170ZM172 105H174V104L172 103ZM179 105H180V104H179ZM181 105H182V104H181ZM181 105H180V106H181ZM168 106H169V105H168ZM174 106H176V105H174ZM180 106H179V108H180ZM135 107H136V106H135ZM177 107H178V105H177ZM177 107H176V109H177ZM173 108H175V107H173ZM223 108H224V107H223ZM169 109H170V111L172 110L171 108H169ZM166 110H167V109H166ZM173 110H174V109H173ZM199 110H200V109H199ZM220 110H221V109H220ZM200 111H201V110H200ZM167 112H168V111H167ZM167 112H166V113H167ZM218 112H219V111H218ZM255 112H256V111H255ZM199 113H200V112H199ZM225 114H226V115H225ZM252 114H253V113H252ZM256 114H258V111L256 112ZM196 115H197V112H196ZM196 115H194V117H197ZM213 115H214V114H213ZM223 115H225V116H223ZM254 115H255V114H254ZM254 115H253V116H254ZM208 116H209V115H208ZM250 116L252 117V115L250 114L247 118L250 119ZM198 117H200V116H198ZM214 117H215V116H214ZM207 118H208V117H207ZM198 119H199V118H198ZM201 119H202V118H200V121H202ZM214 119H213V117H212V120H214ZM154 120H155V119H154ZM160 120H161V119H160ZM193 120H194V119H193ZM188 121H189V120H188ZM196 121H197V120H196ZM196 121H194V126L197 125V124H195ZM198 121H199V120H198ZM200 121H199V123H200ZM208 121H209V120H208ZM237 121H238V122H237ZM159 122H160V121L158 120V123H159ZM187 123H188V122H187ZM187 123H186V125L188 126ZM199 123H198V124H199ZM211 123H212V124H211ZM156 124H157V123H156ZM192 124H193V123H191V125H192ZM204 124H206V122H205ZM244 124H245V123H244ZM244 124H243V125H244ZM191 125H190V126H191ZM201 125H202V124H201ZM201 125H199V126H201ZM243 125H242V126H243ZM187 126H186V127H187ZM199 126H198V127H199ZM203 126H204V125H202V127H203ZM211 126H210V127H211ZM163 127H164V126H163ZM191 127H192V126H191ZM210 127H209V128H210ZM161 128H162V127H161ZM164 128L167 130L166 127H164ZM164 128H162V132H164ZM193 128H194V127H193ZM195 128H197V127H195ZM200 128H201V127L197 128V129H199V130H197V131L200 132ZM204 128H205V127H204ZM206 128H207V126H206ZM209 128H207V129H209ZM140 129H141V128H140ZM158 129H159V128H158ZM189 129H190V128H189ZM191 129H192V128H191ZM207 129H206V130H207ZM176 130H177V129H176ZM206 130H203V131H206ZM215 130H213V131H215ZM141 131H143V129H142ZM141 131H140V132H141ZM172 131H174V130H172ZM184 131H185V130H184ZM197 131H196V133H197ZM211 131H212V130H211ZM176 132H177V131H176ZM193 132H195V129L193 130ZM225 132H226V131H225ZM76 133H77V132H76ZM135 133H136V132H135ZM157 133H159V132H157ZM166 133H167L166 136H168V131H166ZM184 133H185V132H184ZM186 133H188V132H186ZM186 133H185V134H186ZM191 133H192V132H191ZM191 133H190V134H191ZM200 133H201V132H200ZM204 133H206V135H207V132H204ZM209 133H210V135L212 134L211 132H209ZM215 133H216V135H214V136L211 135L212 137H214V139L212 138V140H214V142H217V143H218V142H219V141H218V139H219L218 136H220V135H218V133H217L216 131H215ZM221 133H220V134H221ZM151 134H154V133H151ZM176 134H177V133H176ZM176 134H175V135H176ZM192 134H193V133H192ZM192 134H191V135H192ZM194 134H195V133H194ZM201 134H202V133H201ZM134 135H135V134H134ZM164 135H165V134H164ZM164 135H163V136H164ZM169 135H173V134L171 133V134H169ZM179 135H180V134H179ZM182 135H183V134H182ZM188 135H189V134H188ZM202 135H203V134H202ZM206 135L204 134V136H206ZM143 136H144V135H143ZM143 136H141V137H143ZM153 136H154V135H153ZM160 136H161V133H160ZM160 136H159V138H160ZM173 136H174V135H173ZM180 136H181V135H180ZM185 136H186V135H185ZM193 136H194V135H193ZM207 136H208V135H207ZM133 137H134V136H133ZM144 137H145V136H144ZM150 137H151V135H150ZM154 137H155V136H154ZM154 137H153V138H154ZM175 137H176V136H175ZM177 137H179V136H177ZM187 137H188V136H187ZM189 137H190V135H189ZM189 137H188V138H189ZM195 137L197 138V137H199V136L196 135ZM195 137H194V139H195ZM200 137H201V136H200ZM208 137H209V136H208ZM237 137H238V136H237ZM138 138H139V137H138ZM148 138H149V137H148ZM153 138H152V139H153ZM155 138H156V137H155ZM162 138H163V137H162ZM162 138H161V140L159 139L158 141H162ZM166 138H169V136L166 137ZM173 138H174V137H173ZM180 138H181V137H180ZM188 138H186V139L188 140ZM191 138H192V137H191ZM201 138L203 139L204 137L202 136ZM210 138H211V137H209V139L207 138V139L204 140V141H205V142H206L207 140H208V141H211ZM136 139H137V138H136ZM136 139H135V140L133 139V141L136 142ZM141 139H142V138H141ZM141 139H139V140H141ZM143 139H145V138H143ZM149 139H150V138H149ZM156 139H158V138H156ZM171 139H172V138H171ZM181 139H182V138H181ZM186 139H183V140H186ZM198 139H199V138H198ZM202 139H201V142H202ZM137 140H138V139H137ZM163 140H167V139L164 138ZM195 140H196V139H195ZM133 141H131V142H133ZM149 141H150V140H149ZM156 141H157V140H156ZM170 141H171V140H170ZM188 141H189V140H188ZM188 141H187V144L190 143V142H188ZM192 141H193V143H194V140H192ZM196 141H197V140H196ZM127 142H128V143H127ZM127 142H125L123 145H126V146H127V144H129L130 141L128 140ZM137 142L141 143L140 141H137ZM143 142H144V141H143ZM146 142H147V141H146ZM146 142H145V143H146ZM153 142H154V141L152 140V143H153ZM165 142H166V141H165ZM181 142H183V141H181ZM184 142H185V141H184ZM184 142H183V143H184ZM201 142H198V145H199V143H201ZM122 143H123V142H122ZM126 143H127V144H126ZM139 143H138V146L135 144V145H136V146H135L136 150L140 147V146H139V145H140ZM154 143H155V142H154ZM157 143L159 144V142H156V144H157ZM160 143H161V142H160ZM162 143H163V142H162ZM195 143H196V142H195ZM195 143H194V144H195ZM209 143H210V142H209ZM212 143H213V141H212ZM219 143H220V142H219ZM116 144H117V143H116ZM132 144L134 145V142H133ZM132 144H131V145H132ZM142 144H143V143H142ZM142 144H141V145H142ZM147 144H149L148 146H150L151 142H150V143H147ZM202 144H203V143H202ZM205 144H207V143H205ZM121 145H122V144H121ZM121 145H119V146H121ZM153 145H154V144H153ZM161 145H162V144H161ZM183 145H184V144H183ZM192 145H193V144H192ZM198 145H196V148L198 147ZM200 145H201V144H200ZM200 145H199V146H200ZM210 145L212 146L213 144L210 143ZM210 145H209L208 147H207V146H205V147H207V148L209 149V148H210ZM119 146H118V147H119ZM129 146H130V145H129ZM143 146H144V145H143ZM145 146H146V144H145ZM145 146H144V148H145ZM148 146H147V147H148ZM187 146L189 147V145H187ZM187 146H185V148H183V149H186ZM131 147H132V146H131ZM137 147H138V148H137ZM190 147H191V146H190ZM201 147H203V145H202ZM201 147H198V148H199V149H203V148H201ZM115 148H116V147H115ZM120 148H121V147H120ZM123 148H125V146H124ZM127 148L129 149L128 146H127ZM141 148H142V146H141ZM141 148H140V149H141ZM192 148H194V147L192 146ZM111 149H112V148H111ZM125 149H126V148H125ZM131 149H132V148H131ZM140 149H139V150H140ZM148 149H149V148H148ZM117 150H118V149H117ZM119 150H122V148L119 149ZM123 150H124V149H123ZM123 150H122V151H123ZM141 150H143V149H141ZM188 150H189V149H188ZM188 150L186 149V151L184 150V152H188ZM126 151H128V150L126 149L124 152H126ZM130 151H131V150H130ZM132 151H133V149H132ZM143 151H144V150H143ZM145 151H146V149H145ZM147 151H150V150H147ZM190 151H191V150H190ZM193 151H194V150H192L191 152H193ZM197 151H198V149H197ZM202 151H203V150H202ZM112 152H113V151H112ZM119 152H121V151H119ZM191 152H190V153H191ZM207 152H208V151H207ZM110 153H111V152H110ZM115 153H117V152H115ZM115 153H112V154H115ZM134 153H135V152H134ZM148 153H149V152H148ZM148 153H146V154H148ZM199 153H201V152L199 151ZM199 153H198V154H199ZM203 153H204V152H203ZM121 154H123V152H122ZM127 154L129 155V154H131V153H126V155H127ZM137 154H138V153H137ZM137 154H136V155H137ZM139 154H140V151H139ZM194 154H195V152H194ZM205 154H206V152H205ZM119 155H120V154H119ZM131 155H132V154H131ZM142 155H143V153L141 154V156H142ZM144 155H145V154H144ZM184 155H189V154L187 153V154H184ZM202 155H203V154H202ZM207 155H208V154H207ZM210 155H211V154H210ZM108 156H109V155H108ZM111 156H114V157H115V155H111ZM134 156H135V155H134ZM134 156H133V157H134ZM193 156H194V155H193ZM197 156H198V155H197ZM114 157H113V160L118 161V160H116ZM137 157H138V156H137ZM187 157H188V156H187ZM107 158H108V157H107ZM116 158H117V155H116ZM118 158H119V156H118ZM123 158H124V157H121V159L119 158L120 161L122 160V161H121L122 163L120 162L121 164H123ZM127 158H129V157H127ZM139 158H140V156H139ZM139 158H138V161L140 160ZM141 158H142V157H141ZM198 158L202 159L203 157H202V158H201V157H198ZM142 159H143V158H142ZM184 159H185V157H184ZM184 159L182 160L183 162L186 161V159H185V160H184ZM192 159L194 160L195 157H194V158L189 157V159H187V161H188V160H192ZM200 159H199V161H200ZM203 159H204L203 161H205V158H203ZM109 160L111 161L112 158L109 159ZM145 160H146V158H145ZM206 160H208V159H206ZM140 161H142V162L145 163V161H143V160H140ZM195 161H196V160H195ZM195 161H194V162H195ZM197 161H198V160H197ZM112 162H114V161H112ZM192 162H193V161H191V163H192ZM200 162H201V161H200ZM200 162H199V163H200ZM184 163H186V164L188 165V162H184ZM197 163H198V162H197ZM199 163H198V164H199ZM201 163H203V162H201ZM206 163H207V162H206ZM115 164H116V162H115ZM142 164H143V163H142ZM145 164H146V163H145ZM145 164H143V165H145ZM181 164H182V163H181ZM204 164H205V163H204ZM187 165H186V166H187ZM194 165H195V164H194ZM202 165H203V164H202ZM118 166H119V165H118ZM146 166H147V165H145V167H146ZM142 167H143V166H142ZM145 167H143V168H145ZM183 167H185V165H183ZM189 167H191V164H190ZM198 167H200V165H199ZM198 167H197V169H196L197 171L199 170ZM201 167H205V166H201ZM201 167H200V168H201ZM143 168H142V169H143ZM205 168H208V167H205ZM261 169H264V168H261ZM261 169H260V170H261ZM143 170H144V169H143ZM184 170H185V169H184ZM200 170H201V169H200ZM209 170H210V169H209ZM203 171H204V172H207V174H208L209 172H212V171H209V172H208L207 170H206V171L203 170ZM203 171L201 170V171H199V173H200V172L202 173ZM204 172H203L202 174H204ZM260 172H261V171H260ZM262 172H264V171H262ZM212 173H214V172H212ZM196 174H198V172H196ZM215 174H216V173H215ZM200 175H201V174H200ZM208 175H210V174H208ZM200 177H201V176H200ZM202 177H203V175H202ZM204 177H206V176L204 175ZM204 177H203V179H204ZM207 177L210 178V176H207ZM214 177H215V175H214ZM216 177L218 178L219 176L217 175ZM216 177H215V178H216ZM211 178H212V177H211ZM196 179H197V175H196ZM199 179H200V178H199ZM207 179H208V178H206V180H207ZM206 180H204V183H203V182H202V183L205 184V181H206ZM208 180H210V179H208ZM211 180H212V179H211ZM214 180H215V179H214ZM208 182H209V181H207V183H208ZM203 184H202V185H203ZM205 186H206V185H205ZM195 187H196V186H195ZM197 187H198V186H197ZM197 187H196V188H197ZM198 188H199V187H198ZM0 253H1V252H0ZM4 253H5V252H4ZM1 256H7V254H6V255H1ZM7 257H8V256H7ZM3 258H4V257H3ZM4 259H5V258H4ZM6 260H8V258H7ZM0 262H1V263L3 262L4 264H9L10 259H9V262H8V263H6L5 261H0ZM1 263H0V264H1ZM10 264H11V263H10Z\"/></svg>", "mask_w": 264, "mask_h": 264}]
</instances>
